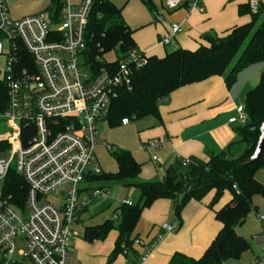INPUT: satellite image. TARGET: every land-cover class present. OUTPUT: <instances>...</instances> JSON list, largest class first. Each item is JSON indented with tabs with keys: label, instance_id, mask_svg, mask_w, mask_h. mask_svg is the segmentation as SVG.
<instances>
[{
	"label": "built area",
	"instance_id": "1",
	"mask_svg": "<svg viewBox=\"0 0 264 264\" xmlns=\"http://www.w3.org/2000/svg\"><path fill=\"white\" fill-rule=\"evenodd\" d=\"M184 1L165 0V5L175 9ZM92 3L81 0L72 7L64 0L58 15L43 11L16 19L7 0H0V38L7 40L3 80L8 92L0 121L8 128L9 153L7 161H0V180L14 168L27 186L25 198L23 192L14 198L4 186L0 191V264H66L88 199L109 194L87 180L102 173L96 161L97 125L106 120L114 89L131 88L133 70L144 65L147 55L135 49L117 67L92 69L85 39ZM258 7L251 0V10ZM190 8L202 10L201 0H190ZM181 32V26L174 24L160 35L159 43L169 45ZM4 51L0 42V55ZM247 120L245 107L239 106L229 123ZM129 123V118L122 120V125ZM158 145L159 141L149 140L142 149ZM106 148L110 151L112 146ZM132 204L128 198L119 201L111 219L117 221L121 207ZM164 228L171 231L175 225ZM19 241L25 246L18 251L20 260L15 257ZM135 244L145 245L140 239ZM148 254L146 250L141 260ZM252 264H264V248Z\"/></svg>",
	"mask_w": 264,
	"mask_h": 264
},
{
	"label": "trees",
	"instance_id": "2",
	"mask_svg": "<svg viewBox=\"0 0 264 264\" xmlns=\"http://www.w3.org/2000/svg\"><path fill=\"white\" fill-rule=\"evenodd\" d=\"M140 1L152 14L157 12L153 0ZM250 2L239 7V14L250 16L249 22L235 26L221 36L203 35L194 50L178 47L173 51L167 50L163 56L147 55L144 65L133 70L131 88L114 89L106 116L109 125H122L124 118H160L161 102L178 89L213 76L224 78L227 87L231 88L243 70L264 62V5L253 11ZM182 4L188 6L190 0ZM63 7V0H53L49 10L58 15ZM122 12L123 7L112 0H93L85 39L87 60L95 71L102 66L117 67L136 49L134 31ZM110 53L115 55L113 60L106 59ZM97 56L102 61L96 59ZM7 106L8 92L3 78H0V114ZM244 107L248 120L235 128L239 137L237 141L218 154L209 153L206 160L176 157L167 165L162 178L141 180L142 165L133 153L112 146L108 152L117 170L89 175L87 180L99 189H106L111 184L136 189L140 196L131 206L121 207L117 221L106 219L102 224L85 227L83 239L88 242L104 240L112 230H116L119 235L108 263L122 253L127 256L129 264H140L145 252L141 254L133 247L136 239L133 233L145 208L159 199L171 200L180 224L181 211L190 200L201 201L213 192L209 207L222 224L221 230L200 258L176 252L167 264H223L240 258L250 248V242L237 232V228L246 222L253 210H257L254 197L264 199V184L255 175L264 169V147L256 161L248 162L256 149L260 126L264 123V71L258 84L247 92ZM7 148L6 139H0V151ZM3 186L6 193L14 198L20 192L25 198L27 186L14 168L10 169ZM226 193L230 194V200L215 208ZM150 245L143 246L145 251Z\"/></svg>",
	"mask_w": 264,
	"mask_h": 264
},
{
	"label": "crops",
	"instance_id": "3",
	"mask_svg": "<svg viewBox=\"0 0 264 264\" xmlns=\"http://www.w3.org/2000/svg\"><path fill=\"white\" fill-rule=\"evenodd\" d=\"M67 1L72 7H78L81 0ZM255 1L259 6L264 5V0ZM7 2L10 14L16 19L43 11L51 12L49 9L53 5V0H7ZM153 2L157 8L155 14H152L140 0H127L122 12L125 21L134 31L136 50L146 55L165 54L166 45L160 44L159 38L174 24H179L182 32L171 40L173 45L194 50L202 41L203 35L221 36L231 28L250 21L249 15L239 14V7L247 5L249 0H201L202 10L183 4L175 9H168L165 0ZM237 83L238 80L228 88L224 78L213 76L202 82L184 86L163 100L159 106L160 118L153 117L154 119L149 121L148 126L139 132V149H131L135 159L142 165L140 177L145 180L160 177L157 168L165 171L167 165L176 157H198L206 160L209 153L218 154L237 141L239 137L235 128L239 123H229V119L237 115L239 106L245 105L246 94L249 91L246 90V83L242 85ZM149 140H157L159 145L151 150L142 149V144ZM106 145L110 144H98L96 161L102 171L115 172L117 165ZM154 154L157 156L156 160L152 159ZM255 175L264 184V169L258 170ZM127 192L119 201L125 198L134 201L132 197L134 191L127 189ZM213 194L209 193L201 201L190 200L181 211L180 224L171 200L159 199L145 208L133 233L136 239L144 241L145 244L151 243L148 256L140 264H167L176 252L200 258L222 227L215 217L214 210L209 207ZM229 200L230 194L226 193L215 208L221 207ZM261 206L255 210L259 228L251 232L244 230L242 234L247 240V237H253L259 245L250 243V248L240 258L234 259L238 264H252L262 254L264 220L260 217H264V202ZM87 210L88 205L83 213ZM259 210L263 214H260ZM245 223L238 228H242ZM164 225H175V228L167 231ZM80 226L81 216L73 236H79ZM82 231L83 236L84 229ZM118 235L116 230H112L104 240L88 242L83 237L77 239L71 243L69 264H106L115 248ZM133 247L141 254L145 252V247L141 245L134 244ZM110 264L129 262L127 256L121 253Z\"/></svg>",
	"mask_w": 264,
	"mask_h": 264
},
{
	"label": "rangeland",
	"instance_id": "4",
	"mask_svg": "<svg viewBox=\"0 0 264 264\" xmlns=\"http://www.w3.org/2000/svg\"><path fill=\"white\" fill-rule=\"evenodd\" d=\"M112 1L115 4H117L119 7H123L124 4L127 2V0H112ZM0 42L4 45L5 48L3 55H0V78H3L4 73L6 71L7 58L5 54L7 53L6 51L7 40L5 38H0ZM166 48L168 51H173L177 47H175L171 42V44L166 45ZM114 58L115 55L113 53L106 55L107 60H113ZM263 71H264V62H260L255 65H252L247 69L243 70L239 74L238 83L240 85L246 83V90H251L258 84ZM152 119L154 118L153 117H146L140 119L130 118V123L128 125L118 124L115 126H110L106 120L101 123H98L97 127L99 131L98 134L99 144H104V143L110 144L114 147L130 150V151L132 148L139 149L140 147L139 132L142 129H144L146 126H148L149 121ZM7 137H8L7 125L3 121H0V139H5ZM8 158H9V153L7 151L5 150L0 151V161H7ZM157 169L158 171H160V177H155L152 179L162 178V174H164L163 169L160 167H158ZM141 180H145V179L141 178ZM86 184L87 183H83L84 186H86ZM3 185H4V181L0 180V191L2 190ZM92 187H96V185L94 184L92 185ZM101 190H104V188H102ZM106 191L109 192L107 196L100 195L88 199V210L87 212L81 215V226H80L79 236H72L70 240L71 243L83 237L82 230L85 227L99 225L106 218L111 219L112 214L118 205L119 199H121L124 193L127 192V188L119 184H111L108 187H106ZM132 191H134V195L132 197L134 198V200H138L140 196L139 191L136 189H132ZM83 196H85V194ZM263 202L264 199L262 197L260 196L254 197V204L259 209L262 207L261 203ZM258 212H260V214H263L261 210H259ZM258 228H259V224L257 220V212L253 210L249 215V217L247 218L245 225L242 228H237V232L240 235H242L244 230H246V232H251ZM251 234L253 236V233ZM247 238L252 245L255 246L259 245V244L257 245V242L253 237L250 236ZM24 248L25 246L22 241L17 242L16 254H15L16 259L19 260L21 259L20 255L18 254V251L23 250ZM70 260L71 258L67 259L68 264ZM106 264H108V261H106ZM223 264H238V262L232 259Z\"/></svg>",
	"mask_w": 264,
	"mask_h": 264
},
{
	"label": "water",
	"instance_id": "5",
	"mask_svg": "<svg viewBox=\"0 0 264 264\" xmlns=\"http://www.w3.org/2000/svg\"><path fill=\"white\" fill-rule=\"evenodd\" d=\"M259 131H260V136H259V139H258V142L256 145V149L248 161L250 163L256 161L258 159V157L260 156L262 150H263V147H264V123L261 124ZM88 174H90V172Z\"/></svg>",
	"mask_w": 264,
	"mask_h": 264
}]
</instances>
